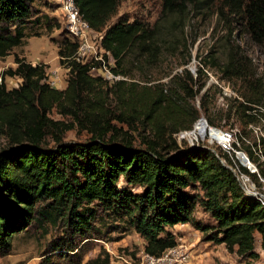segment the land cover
<instances>
[{"label":"trees","instance_id":"obj_1","mask_svg":"<svg viewBox=\"0 0 264 264\" xmlns=\"http://www.w3.org/2000/svg\"><path fill=\"white\" fill-rule=\"evenodd\" d=\"M37 1L0 0V59L24 42ZM122 1L75 0L89 25L103 32V46L115 58L113 71L124 76L131 73L124 64L129 53L133 61L142 59L149 66L157 64L165 50L178 53L181 46L169 35L160 38L157 25L126 15L110 23ZM205 1L162 0L161 15H174L180 25L188 7ZM218 2L222 15L238 18L250 39L264 47V0ZM77 46L70 39L59 43L60 62ZM183 49L188 52L187 46ZM15 62L17 66L8 68L4 79L19 76L22 83L11 89L5 82L0 84V135L9 141L0 151V256L11 254L15 237L33 227L43 235L51 231L61 235L51 240L39 264H80L82 256L67 257L80 251L81 242L131 230L146 240L147 253L159 256L177 244L176 234L168 228L191 223L208 241L224 243L229 252L245 260L243 264H259L255 263L261 258L255 242L259 234L264 251V206L245 195L232 170L221 161H229L228 155L202 145L179 146L167 134L165 121L175 132L177 122H185L182 128L189 129L196 119L197 110L185 103L204 88L203 82L195 89L203 70L198 78L184 70L194 85L173 76L169 92L164 84H155L154 89L150 84L138 94L136 84L125 79L110 83L93 76L90 64L70 60L67 86L59 89L47 81V64L34 65L18 55ZM222 68L225 77L247 84L252 96L248 109H255L251 103H262L255 96L258 85L236 51L228 49ZM102 93L120 104L117 117L126 129L103 123ZM55 108L71 114L87 130L88 139L64 140V132L74 123L53 121L49 115ZM148 126L150 134L145 132ZM258 169L264 176V166L258 164ZM137 187L141 191L134 192ZM197 206L211 223L196 219ZM110 263V254L104 251L85 264Z\"/></svg>","mask_w":264,"mask_h":264},{"label":"rangeland","instance_id":"obj_2","mask_svg":"<svg viewBox=\"0 0 264 264\" xmlns=\"http://www.w3.org/2000/svg\"><path fill=\"white\" fill-rule=\"evenodd\" d=\"M62 1L39 0L35 2V16L28 25L30 27L24 42L16 46L8 56L0 59V68L3 67L4 72L8 68L17 66L15 57L18 55L25 57L28 62L34 65L47 64V72L57 75L61 80L59 89H64L67 86L70 73L66 66L60 62L58 51L59 43L66 39L73 41V38L68 31V22L63 13ZM161 5L162 0H123L117 14L110 21V23L115 22L121 15H126L130 20L134 18L144 20L152 27L155 25L159 27L160 38L169 35L181 46L177 54H171L165 50L160 55L159 62L151 66L142 59L133 61L134 56L129 53L124 64L127 68H131V73L126 76V82L136 84L135 92H139L138 94L141 93L144 86L150 84H153L150 86L152 89L155 84H164V90L169 92V88L174 85L171 83L173 76H177L178 80L193 83L187 77L186 71L188 70L194 78H198L199 70H203L202 78L198 81V87L196 86L195 89L199 90L203 82L205 83L204 88L185 103L190 107V110H197L196 119L189 129L182 128L185 122H177L175 125L178 130L175 132L171 131V123L165 121L167 129H169L167 134H171L172 138L177 141L176 134L179 131L195 129L196 123L200 119H204L207 125L220 129L230 127L235 130V140L230 153L235 156V152L245 151L254 158L257 166L258 164L264 166L262 158L256 153L261 154L259 148L264 153V47L255 44L250 39L238 18L220 13L218 0H207L197 7H188L186 17L180 25L175 23L174 15L162 17ZM161 41L164 44L167 43V40L161 39ZM185 46L188 47V52L183 49ZM229 48L237 52L244 66L252 73L251 80L258 85L255 96L262 103H251L255 107L253 110L246 107L247 104H250L248 97L251 96L247 84L236 77H225L223 73L222 66L227 61ZM105 59L108 60L107 57ZM93 76L96 77L97 74H93ZM10 78V76L5 78L9 89L18 87L22 82V78L18 76ZM97 85L99 86L100 83L95 85V88L99 90ZM152 89L150 90L152 91ZM101 96L106 113L103 123L126 129V124L120 122L117 117L121 112L117 100L112 95L102 93ZM139 108L141 107L139 106ZM49 116L53 121L63 122L65 125L74 123V127L64 132L63 137L66 141H84L90 136L86 129L74 121L71 114L64 113L61 108L53 109ZM145 132L150 134L151 127H146ZM196 133L200 145L230 156L217 142L210 141L208 130L204 136L198 131ZM48 140L50 141L51 138L49 137ZM8 143L7 137L0 135V151L7 148ZM178 144L179 146L188 145L187 141L178 142ZM141 189L137 187L133 188V191H141ZM194 216L200 222L206 224L212 222L201 206H197ZM168 229L176 234L177 244L181 245L186 254L189 253L191 260L187 264H191L194 260L196 264H243L245 261L236 253L229 252L225 244L216 246L210 252L209 249L214 246V243H209L205 234L191 223L176 225ZM55 236L61 235L56 231H51L49 235H43L35 227L29 232L18 234L13 240L11 254L0 256V264H39L42 254ZM81 244L80 251L75 255H70L73 257L68 256L67 259L77 260L82 256L80 264H85L101 252L107 251L111 257L110 264H149L145 251L146 240L134 230L126 234L113 232L103 239L91 238ZM255 245L261 255V258L255 263L261 264L264 260V251L261 247L259 234L256 235ZM196 247H203V250L193 256L195 253L192 254V250Z\"/></svg>","mask_w":264,"mask_h":264},{"label":"built area","instance_id":"obj_3","mask_svg":"<svg viewBox=\"0 0 264 264\" xmlns=\"http://www.w3.org/2000/svg\"><path fill=\"white\" fill-rule=\"evenodd\" d=\"M62 9L67 18L69 34L73 38V41L78 44L77 50L71 56L63 58L65 60L63 64L66 66L67 70L70 72L71 64H69V61L71 60L81 64H90L91 73L101 76L110 83L120 79L126 80V76L117 74L111 69L115 63V58L103 46V32H99L89 25L80 14L75 0H63ZM106 57L108 60L105 59ZM47 76V81L51 86L55 88L61 87V80L57 75L47 72ZM10 77L12 78V76ZM4 82L6 83V80L4 79V68L2 67L0 68V84ZM207 130L210 141L217 142L220 147L222 146L230 154V156H228L229 161L225 158H222L221 161L232 170L245 195L256 198L260 204L264 206V177L259 173L258 166L255 164L254 159H251L250 155L242 150L235 152V156L230 153L232 150V143L235 140V130L230 127L220 129L209 124ZM215 131L221 134L219 139L213 135L212 132ZM196 132V127L193 130H181L176 134V139L179 143L187 141L189 147L200 146L198 134ZM258 150L262 155L259 152L256 153L262 158V162H264V153L261 148ZM254 173L257 174V177L252 175ZM147 259L149 264H187L191 260L189 253L186 254L179 244L167 248L159 256L147 253Z\"/></svg>","mask_w":264,"mask_h":264},{"label":"bare ground","instance_id":"obj_4","mask_svg":"<svg viewBox=\"0 0 264 264\" xmlns=\"http://www.w3.org/2000/svg\"><path fill=\"white\" fill-rule=\"evenodd\" d=\"M207 127L208 125L206 124V121L204 119H200L197 123H196V129L197 131H199V133L201 135H205V132L207 131ZM213 135L219 139L221 137V134L218 131L212 132Z\"/></svg>","mask_w":264,"mask_h":264},{"label":"crops","instance_id":"obj_5","mask_svg":"<svg viewBox=\"0 0 264 264\" xmlns=\"http://www.w3.org/2000/svg\"><path fill=\"white\" fill-rule=\"evenodd\" d=\"M17 64V63H16ZM187 224V223H186ZM178 225H185V224H178ZM176 226V225H175ZM209 243H214V242H212V241H208ZM224 243H220V244H217V243H214V246L213 247H211L210 249H209V251L210 252H212L213 251V249H215V247L216 246H221V245H223ZM114 247V246H113ZM192 250V249H191ZM203 250V247H196V248H194L193 250H192V254H193V252L195 253V254H193V256H195V255H197V254H199V252H201ZM201 255V254H200ZM199 255V256H200ZM197 258H198V256H197ZM191 264H196V261L194 260V261H192V263Z\"/></svg>","mask_w":264,"mask_h":264}]
</instances>
